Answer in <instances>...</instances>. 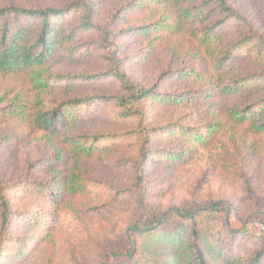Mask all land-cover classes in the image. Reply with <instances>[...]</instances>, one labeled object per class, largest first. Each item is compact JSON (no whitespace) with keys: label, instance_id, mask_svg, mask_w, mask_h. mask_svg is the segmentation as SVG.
I'll return each instance as SVG.
<instances>
[{"label":"rangeland","instance_id":"obj_1","mask_svg":"<svg viewBox=\"0 0 264 264\" xmlns=\"http://www.w3.org/2000/svg\"><path fill=\"white\" fill-rule=\"evenodd\" d=\"M131 0H97L101 22H108ZM68 0H0V7L60 8ZM259 35L264 37V0H229ZM127 7L124 11H127ZM174 12L153 3L145 8L127 11L117 29H154L157 20L174 22ZM72 16L68 26H75ZM154 23V25H153ZM152 26V27H151ZM135 30V29H134ZM140 31L123 35L119 40L121 56L133 81L145 86L159 84L161 93L181 95L176 104L155 102L151 116L157 125L176 123L200 127L222 124L207 146H190L185 159H167L161 153L188 146L180 134H156L151 146L158 153L149 164L146 180L150 182V201L163 211L171 207L223 202L234 208V229L247 228L258 234V223H247L251 215L264 216V133L259 134L248 123L240 126L230 121V108H243L264 100V80L253 83L242 94L227 96L222 88L233 80L243 79L264 70V56L242 52L219 74L212 66L208 51L194 38L183 34L153 32L149 37ZM246 29L232 24L220 33L221 49L237 40ZM82 36L77 42H86ZM107 71L98 51L58 56L44 68L46 75H94ZM117 84L57 83L37 90L25 74L0 73V179L14 183L21 180L40 181L64 190L58 197L43 191L16 189L12 205L16 220L6 244L9 257L0 264H104L111 251L122 249L134 209V195L111 201L108 190L93 189L74 194L71 177L80 173L92 182L107 187L130 190L136 172L130 161L137 157L134 138L108 141L90 160H74L66 139L76 135H119L133 127L118 120L110 105L67 114L58 132L41 131L34 125L38 111L47 112L70 100L119 93ZM254 107V110H257ZM75 115V117H74ZM255 124L264 123V109L254 117ZM166 132V133H165ZM165 133V134H164ZM162 156V157H161ZM126 160L127 163L120 164ZM251 190L253 191L251 194ZM262 208V209H261ZM29 214H31L29 216ZM27 248L22 251L21 241ZM30 241V242H29ZM29 242V243H28Z\"/></svg>","mask_w":264,"mask_h":264},{"label":"trees","instance_id":"obj_2","mask_svg":"<svg viewBox=\"0 0 264 264\" xmlns=\"http://www.w3.org/2000/svg\"><path fill=\"white\" fill-rule=\"evenodd\" d=\"M150 3L171 8L175 14L174 22L161 19L155 25L153 23L154 29L149 25L117 29L127 11L145 8ZM72 16L78 17V20L75 26H68ZM98 18L97 0H68L60 8L0 7V73L25 74L31 78L37 90L47 89L51 80L93 85L110 80L117 84L120 91L117 94L70 100L51 111H38L34 117L37 129L56 134L67 114L84 110L91 114L96 107L110 105L116 111L118 120L133 124L130 130L119 135L82 134L66 139L69 154L79 161L95 157L108 141L128 137L136 140L137 157L129 162L136 172L130 190L105 189L102 182H92L80 173H74L71 177L74 194L93 189L108 190L111 201L134 195L127 241L122 249L107 254L104 264H264V216L260 213L251 215L247 222L258 223L262 228L256 234L247 228L232 227L231 216L235 210L231 204L208 202L163 211L150 201V182L146 180V173L149 164L160 158V153L159 158L154 157L158 152L151 148L156 141L154 136L168 131L165 132L167 135L172 133L186 137L188 146L161 153L169 160L185 159L187 148L192 145L207 146L220 132L222 124L216 122L208 126L207 133L202 132L200 127L176 123L155 124L151 116L155 102L176 104L183 96L161 93L158 83L145 86L133 81L125 58L121 56L119 42L123 35L135 30L140 31L137 35L147 37L153 32L187 35L205 47L213 68L221 74L239 53L264 56V37L229 0H131L121 6L108 22H101ZM232 24L243 26L246 33L222 50L220 33ZM82 36L89 39L77 42ZM92 51L100 53L107 71L80 76L46 75L44 72L46 66L64 53L76 56ZM263 80L264 70L260 74L233 80L222 88V92L227 96L242 94L249 85ZM254 107L258 109L254 110ZM263 109L264 100L243 108H230L227 115L230 121L240 126L250 123L257 133L263 134L264 123L254 122V117ZM124 163H127L126 160L120 162ZM56 183L53 181L48 185L29 180L10 183L0 179V261L9 257L5 245L12 239L9 231L13 221L18 219L12 205L16 189L39 190L48 197H58L64 188L61 185L52 188ZM25 243L26 240L21 241L24 252L27 248Z\"/></svg>","mask_w":264,"mask_h":264}]
</instances>
